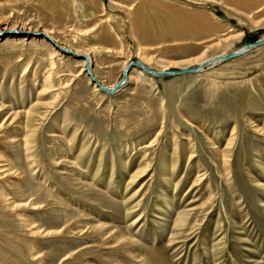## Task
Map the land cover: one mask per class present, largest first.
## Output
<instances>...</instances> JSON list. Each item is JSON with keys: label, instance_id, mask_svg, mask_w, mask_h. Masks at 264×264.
<instances>
[{"label": "rangeland", "instance_id": "1", "mask_svg": "<svg viewBox=\"0 0 264 264\" xmlns=\"http://www.w3.org/2000/svg\"><path fill=\"white\" fill-rule=\"evenodd\" d=\"M0 31V264H264V44L112 94L58 51L106 87L195 67L264 0H0Z\"/></svg>", "mask_w": 264, "mask_h": 264}, {"label": "water", "instance_id": "2", "mask_svg": "<svg viewBox=\"0 0 264 264\" xmlns=\"http://www.w3.org/2000/svg\"><path fill=\"white\" fill-rule=\"evenodd\" d=\"M264 44V38L263 39H256L254 40L253 42H250V43H246L242 50L240 52H235V53H229V54H226V55H223V56H219L221 59H230L232 57H235L236 55L238 54H242L244 53L245 51H247L248 49L250 48H253V47H257V46H260ZM63 52H66L70 55H74L76 57H80L82 59H84V55H81V54H74L72 53L70 50H66V49H63L62 50ZM130 65H134L140 69H142L145 73H148V74H153L152 70L151 69H148V68H145L143 63H141L140 61L137 62L136 60H132L128 63V66L126 67V69H128L130 67ZM124 69V70H126ZM198 69H200V67L198 68L197 66L195 67H187V68H182V69H177V70H172V69H168V70H165L164 72H161L160 74L162 76H174V75H180V74H184V73H191V72H196ZM84 70L86 72V74L90 77V80H92V82L95 83L96 87L98 90H100L102 93H105V94H112L114 92H116L119 88H120V83L117 82V83H114L113 85H111V87L107 88L106 86L102 85L101 83H99L90 73V70L88 69V66H84ZM124 72L122 73L121 77L124 76Z\"/></svg>", "mask_w": 264, "mask_h": 264}, {"label": "bare ground", "instance_id": "3", "mask_svg": "<svg viewBox=\"0 0 264 264\" xmlns=\"http://www.w3.org/2000/svg\"><path fill=\"white\" fill-rule=\"evenodd\" d=\"M259 8V7H258ZM257 8V9H258ZM16 30V28L14 27V28H9V31H11V32H14ZM0 33H1V31H0ZM45 34L47 35V36H49V33H47V32H45ZM6 38V37H5ZM53 39V38H52ZM55 40V39H54ZM52 43V42H51ZM263 46V45H262ZM52 48V47H51ZM53 49V48H52ZM64 48H58V51L60 52V53H62V54H65V55H67L68 53H66V52H63L62 50H63ZM251 49V48H250ZM242 49H239V50H237V51H235V52H240ZM249 50V49H248ZM58 51H56V50H54L53 49V52L55 53V54H59V52ZM235 52H233V53H235ZM244 53H246V51L244 52ZM244 53H242L241 54V56L244 54ZM74 54L76 55V54H79L78 52H74ZM221 55H224V54H221ZM221 55H219V56H221ZM245 55V54H244ZM219 56H215V59L213 60V59H209L208 61H205V62H203V63H200L199 65H197V67L199 68L200 67V69H198L196 72H191V73H184V74H193V73H198V72H201V70H203V68L204 67H207L208 65H213V64H215L216 62H218V61H226V60H228V59H221ZM238 56H240V54H238V55H236L235 57H238ZM85 58L83 59L85 62H83V64H84V66L86 65V66H88V69L90 70V73H91V75L95 78V75L93 74V72L91 71V68H90V64H91V59L89 58V56L88 57H86V56H84ZM232 58H234V57H232ZM231 59V58H230ZM137 62H139V61H137ZM142 63V62H141ZM143 65H144V67L145 68H148V69H150L146 64H144L143 63ZM128 66V63L123 67V69H122V73H123V71H125L124 72V76L123 77H121V79L119 80V85H120V88L118 89V90H120L123 86H125V84L127 83L126 81H127V77L129 78V71H130V69H132V68H135V69H139L140 70V73H145L142 69H140V68H138V67H136V66H134V65H130V67L128 68V69H126V67ZM124 69H126V70H124ZM152 70V69H151ZM142 71V72H141ZM165 70H161V71H156V70H152V72H153V74H148V73H145L146 75H148L149 77H162V75L160 74L161 72H164ZM88 76V75H87ZM89 77V76H88ZM164 77V76H163ZM90 78V77H89ZM96 79V78H95ZM97 80V79H96ZM98 81V80H97ZM91 82H92V80H91ZM99 82V81H98ZM100 83V82H99ZM92 84H94L95 85V83L94 82H92ZM96 86V85H95ZM97 88V87H96ZM107 88H109V87H107ZM117 90V91H118ZM116 91V92H117ZM116 92H114V93H116ZM105 94V93H104ZM6 168V166H0V173L1 174H6V176L7 177H9L10 175H13V172H12V168H8V169H5ZM3 169H5V170H3ZM14 175H16V176H20L21 175V173H17V172H15L14 173ZM29 205H31V203L30 204H25V206H29ZM14 207H16V208H19V207H22V206H14Z\"/></svg>", "mask_w": 264, "mask_h": 264}]
</instances>
